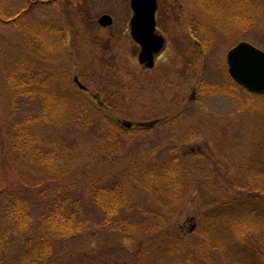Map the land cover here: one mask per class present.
I'll return each mask as SVG.
<instances>
[{"label":"rangeland","instance_id":"obj_1","mask_svg":"<svg viewBox=\"0 0 264 264\" xmlns=\"http://www.w3.org/2000/svg\"><path fill=\"white\" fill-rule=\"evenodd\" d=\"M246 1H251L256 11L252 24L245 30L237 29L238 35L235 31L226 35L218 32L204 47L191 36L184 21L191 16L188 9L193 7L194 0H158V33L166 38V47L155 58L152 68H145L138 61L139 46L129 29L130 0H57L56 8L50 3L35 5L30 19L59 18L67 36L68 59L54 68L55 74L60 69L57 79L58 86L64 89L62 94L88 98L98 108L106 109L116 123L142 129L136 139L127 143L125 152L110 155L101 151L100 141L106 128L100 124H39L37 131L42 137L59 141L74 153L76 159L67 180L77 184V191L83 194L86 183L94 176L123 170L136 159L146 160L156 151L155 156L164 157L172 147L193 166L196 178L163 229L132 235L95 227L94 233L90 229L85 235L60 243L47 264H130L146 243L163 235L183 244L197 243L201 214L213 205L214 199L235 193L233 184L247 171L246 163L250 161L258 171L264 170V93L251 96L245 88L232 84L227 73L226 53L238 41L247 40L264 50V0ZM27 2L6 0L4 5L21 7ZM103 14L112 17L110 25L98 23ZM205 17L200 16L207 28L211 23ZM24 28L20 24L15 27L0 23V41L6 49H18L22 44L27 48L29 37ZM3 70L0 64V146L6 143L4 126L9 124L7 114L13 105L7 102ZM5 177L10 185L12 177ZM132 191L139 208L156 205L145 189L133 186ZM263 211H258L263 217L253 239L256 246L264 243ZM218 214L211 211L205 216L206 219L209 215L206 221L219 223L208 233L211 240H219L224 228ZM250 219L254 220L251 216ZM32 233L34 229L10 234L2 247L0 264H25L22 255ZM200 241L203 247L204 241ZM226 241L227 245H238L235 239ZM199 244L195 246L199 248ZM169 249L168 242L155 243L152 250L159 251L155 264H165L164 251ZM150 250L151 247L147 251ZM260 252L264 254V247ZM220 259L219 255L217 260ZM220 264L229 262L221 259Z\"/></svg>","mask_w":264,"mask_h":264},{"label":"trees","instance_id":"obj_2","mask_svg":"<svg viewBox=\"0 0 264 264\" xmlns=\"http://www.w3.org/2000/svg\"><path fill=\"white\" fill-rule=\"evenodd\" d=\"M222 1L227 3L226 6L221 4ZM5 2L0 0V23L25 27L29 43L28 49L24 44L22 50L6 49L0 41V64L10 97L7 102L13 104L7 114L9 124L4 126L6 143L0 146V255L10 234L31 229L34 233L22 255L25 264L49 263L51 253L60 243L85 235L90 229L94 233L95 227L117 229L132 235L163 229L196 182L193 166L172 147L164 157L155 156L156 151L146 160L136 159L123 170L92 177L80 194L77 184L67 180L76 159L74 153L65 144L42 137L37 131L39 124H100L106 128L100 141L101 151L110 155L125 152L127 143L136 139L142 129L116 123L106 109L98 108L74 90L79 97L62 94L64 89L58 86L57 79L60 69L55 74L54 68L68 59L64 28L59 18H29L35 5L50 3L49 6L56 8L57 0H29L21 7L5 6ZM194 2L188 9L191 16L184 21L191 36L204 47L218 32L226 35L235 31L238 35L237 29L245 30L255 19L253 12L256 11H253L251 1ZM13 10L16 12L9 14ZM199 14L206 15L205 19L211 23L209 27H203ZM246 165L245 174L233 184L235 193L214 199L213 205L201 214L197 233L204 241L203 247L200 240H197L200 243L197 248L196 242L183 244L163 235L146 243L130 264H155L159 251H153L152 247L158 242L170 244V249L164 251L165 264H220L221 259L229 264H264V254L260 252L264 243L256 246L253 240L263 217L258 211L264 210V170L258 171L250 161ZM33 172L37 176L34 177ZM6 174L12 177L10 185ZM133 186L145 189L156 205L139 208L133 197ZM211 211L219 213L218 220L224 226L217 241L211 240L208 234L219 227L214 220L206 221L210 214L206 219L205 216ZM193 228L195 224L190 227L191 231ZM226 239H235L238 245H227ZM149 247L151 250L147 251ZM219 255L221 259L217 260ZM236 256L241 257L231 260Z\"/></svg>","mask_w":264,"mask_h":264},{"label":"water","instance_id":"obj_3","mask_svg":"<svg viewBox=\"0 0 264 264\" xmlns=\"http://www.w3.org/2000/svg\"><path fill=\"white\" fill-rule=\"evenodd\" d=\"M157 0H130L132 15L130 35L139 45L138 61L147 68L154 65L155 56L165 45V38L156 32ZM101 26L112 23V17H99ZM229 75L250 92L264 93V51L247 41H240L226 55Z\"/></svg>","mask_w":264,"mask_h":264},{"label":"flooded vegetation","instance_id":"obj_4","mask_svg":"<svg viewBox=\"0 0 264 264\" xmlns=\"http://www.w3.org/2000/svg\"><path fill=\"white\" fill-rule=\"evenodd\" d=\"M159 55H160V54H159ZM159 55H158V56H159Z\"/></svg>","mask_w":264,"mask_h":264}]
</instances>
